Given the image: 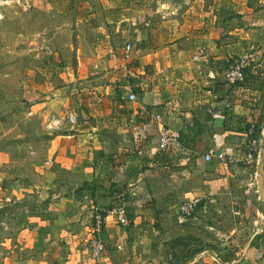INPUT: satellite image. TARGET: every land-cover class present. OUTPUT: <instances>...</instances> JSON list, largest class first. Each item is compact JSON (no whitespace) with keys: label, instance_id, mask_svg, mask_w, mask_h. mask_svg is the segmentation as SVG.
<instances>
[{"label":"crops","instance_id":"1","mask_svg":"<svg viewBox=\"0 0 264 264\" xmlns=\"http://www.w3.org/2000/svg\"><path fill=\"white\" fill-rule=\"evenodd\" d=\"M20 1L21 38L32 33L54 45L66 38V47L45 57L59 81L48 91L56 96L53 112L67 108L76 116L62 129L64 117L55 114L53 129L60 131L36 194L0 183V264H234L220 260L210 243L183 241L246 228L249 209L236 205L231 189L239 180L217 156L204 157L217 149L231 154L245 142L244 125L260 113L264 1L50 0L47 7L43 0ZM48 11L62 19L52 32L43 23ZM245 56L244 80L228 83L227 68ZM162 126L181 131V158H162ZM120 197L132 225L110 218L96 232V208ZM194 197L203 200L198 213L179 223L177 206ZM241 200L252 208L250 198ZM96 237L105 243L98 259L90 246ZM251 241L250 234L242 251ZM244 262L264 264V257Z\"/></svg>","mask_w":264,"mask_h":264},{"label":"rangeland","instance_id":"2","mask_svg":"<svg viewBox=\"0 0 264 264\" xmlns=\"http://www.w3.org/2000/svg\"><path fill=\"white\" fill-rule=\"evenodd\" d=\"M50 2L43 0L46 7ZM21 9L20 0L0 6V183L9 184L11 181L15 185H22L19 192H27L31 197L47 181V151L51 138L60 131V128L53 129L55 114L64 117L62 129H67L68 123H73L71 113H75L67 108H63L60 113L53 112L52 100H56V96L48 91L50 84L59 81L50 69L52 61L45 57L60 46H65L66 38L61 37L62 40L55 45L50 39L38 38L32 33H25L26 36L21 38ZM168 9L167 6L163 10ZM45 20L46 30L52 32L49 29L56 28L60 19L48 11ZM259 104L260 113L244 125L247 132L245 142L234 144L226 159L235 179L239 180L236 181L237 186L231 188L233 197L236 196L238 200L236 205L242 210L249 209L248 218L241 224L242 227L246 226L245 230L232 236H228L229 231H226L228 235L222 237L208 230L199 236L202 238L190 235L183 241L187 246L210 243L220 260H236L234 264L245 263L244 259L264 253L261 252L264 251V200L258 181L260 152L264 142V92ZM252 127L253 132L250 133ZM166 155L161 154L162 158ZM175 158H181V155ZM247 198L251 199V207L255 211L242 204L241 199ZM30 202L37 201L32 198ZM32 206L29 204V207ZM32 210L35 209L32 207ZM244 234L246 237L243 239ZM250 234L251 245L242 251ZM175 243H182V240L176 239ZM185 253L186 250H182L175 255ZM121 259L125 261L123 256ZM218 263L216 261L214 264Z\"/></svg>","mask_w":264,"mask_h":264},{"label":"built area","instance_id":"3","mask_svg":"<svg viewBox=\"0 0 264 264\" xmlns=\"http://www.w3.org/2000/svg\"><path fill=\"white\" fill-rule=\"evenodd\" d=\"M130 46H127V52L129 56ZM248 56L243 57L241 60L236 61L231 64L226 72L225 78L226 81L230 84H236L244 80V71L248 66ZM129 98L131 100H137L138 97L135 93H130ZM71 120H74V116H71ZM156 120L162 124L163 117L161 115H156ZM54 123H58V120L54 121ZM54 125V124H53ZM52 125V127H53ZM250 133L253 132V127L250 128ZM182 133L178 129H173L170 127L162 126L159 130V149L161 154H173L175 157L182 155L186 151V147L183 146ZM216 153V154H215ZM230 155V154H229ZM226 152H221L219 149L216 151H209L205 155V161H212L215 156L224 163V165H228L227 156H229ZM202 198L194 197L188 200L182 201L177 206V221L181 224L187 222L190 218L195 217V214L202 203ZM238 214V211H235ZM110 218H113L116 223L123 227L129 228L132 225V220L129 216L126 203L123 201V197H120L118 201H116L110 207H101L96 208L93 214V219L95 223V231L100 232L102 229V225L105 224ZM91 256L94 259H98L102 256V253L105 250V243L101 238L92 239L91 243Z\"/></svg>","mask_w":264,"mask_h":264},{"label":"water","instance_id":"4","mask_svg":"<svg viewBox=\"0 0 264 264\" xmlns=\"http://www.w3.org/2000/svg\"><path fill=\"white\" fill-rule=\"evenodd\" d=\"M260 156L261 158H260V168L258 172V181H259V187L261 189V194L264 197V142L261 147Z\"/></svg>","mask_w":264,"mask_h":264},{"label":"trees","instance_id":"5","mask_svg":"<svg viewBox=\"0 0 264 264\" xmlns=\"http://www.w3.org/2000/svg\"><path fill=\"white\" fill-rule=\"evenodd\" d=\"M196 252V251H195ZM195 252L193 254H195ZM262 257H264V253L262 254Z\"/></svg>","mask_w":264,"mask_h":264},{"label":"bare ground","instance_id":"6","mask_svg":"<svg viewBox=\"0 0 264 264\" xmlns=\"http://www.w3.org/2000/svg\"><path fill=\"white\" fill-rule=\"evenodd\" d=\"M260 176V175H259Z\"/></svg>","mask_w":264,"mask_h":264}]
</instances>
